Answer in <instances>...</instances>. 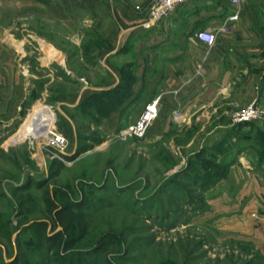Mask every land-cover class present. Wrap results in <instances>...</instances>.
Wrapping results in <instances>:
<instances>
[{"label": "rangeland", "instance_id": "374dc122", "mask_svg": "<svg viewBox=\"0 0 264 264\" xmlns=\"http://www.w3.org/2000/svg\"><path fill=\"white\" fill-rule=\"evenodd\" d=\"M74 1L0 0V44L18 64L0 107V264H58L56 253L68 262L101 242L80 264H264V247L233 224L243 178L264 181V79L164 80L163 43L198 42L217 1H189L155 23L148 61L135 46L147 34L119 37L104 0ZM152 3L137 16L147 31ZM109 70L118 83L99 90ZM154 100L144 136L127 135ZM43 106L62 153L28 140L29 127H53ZM68 201L77 210L60 212ZM43 236H57L54 247H40Z\"/></svg>", "mask_w": 264, "mask_h": 264}, {"label": "crops", "instance_id": "0c3cea01", "mask_svg": "<svg viewBox=\"0 0 264 264\" xmlns=\"http://www.w3.org/2000/svg\"><path fill=\"white\" fill-rule=\"evenodd\" d=\"M216 1V11L214 10L212 16L215 21L211 22L208 28L203 29H209L215 34V43L208 51L205 52L202 43L192 40L179 41L176 44L163 43L161 56L162 61L166 63L163 68L164 80L167 83L195 82L206 71L209 80L216 83L234 82L238 80L237 76L242 77V81L245 82L260 83L264 79V0H240L239 18L235 22L228 21V17L234 12L229 1ZM74 2L67 0V5L73 6ZM104 2L111 12L117 15L119 37L124 35L127 39L134 34H147L144 35L146 38L135 43V46L137 50L147 51L145 53L147 61L150 57L153 58L155 54L150 51H154V46L158 43L149 40L153 37L150 34L156 27L153 26L147 31L140 25L143 17L141 12L146 8L149 0H104ZM76 5H79V1H76ZM122 42L112 43L114 52H103L102 63L105 67L117 59L115 52L117 48L119 49L118 46H122ZM4 49L0 44V107L4 103L7 96L5 92L9 90L11 83L10 66L18 65L14 59L4 57ZM109 72L110 75L106 79L108 84H104L99 90H107L118 83L119 74L115 70ZM14 84L16 85L17 81H14ZM169 88H174V85L172 87L169 85ZM242 186L239 200L243 198L245 203L241 210L243 221L235 220L233 224L239 225L237 229L239 228L242 234L264 247V181L262 178L248 175L243 178Z\"/></svg>", "mask_w": 264, "mask_h": 264}, {"label": "built area", "instance_id": "2783aa9c", "mask_svg": "<svg viewBox=\"0 0 264 264\" xmlns=\"http://www.w3.org/2000/svg\"><path fill=\"white\" fill-rule=\"evenodd\" d=\"M192 0H153L152 6L149 11L148 19L143 24L145 28L153 26L155 23L165 18L167 15L172 13L177 7L184 5ZM230 5L234 8V12L228 17V21L235 22L239 18V2L240 0H228ZM195 38L198 42L205 46L211 47L215 43V34L207 29L199 31L195 34ZM157 104L158 100L147 103L142 113L138 116L135 123L129 127L127 135L133 136L134 138H142L149 128L151 123L154 121L157 115ZM242 113L236 121H247L253 117L254 113L251 111ZM31 140H35L38 146H42L45 149L62 153L65 150L66 141L62 135H60L53 124L51 130L45 136L35 137Z\"/></svg>", "mask_w": 264, "mask_h": 264}, {"label": "trees", "instance_id": "16d2710c", "mask_svg": "<svg viewBox=\"0 0 264 264\" xmlns=\"http://www.w3.org/2000/svg\"><path fill=\"white\" fill-rule=\"evenodd\" d=\"M115 91V89H113V90H111V91H109L107 94L109 95H111L113 92ZM98 97H100V96H98ZM30 186L31 185H35L34 183H31V184H29ZM37 185V184H36ZM29 186V187H30ZM41 186V185H40ZM23 186L22 187H20V188H16L18 191H21V190H23ZM51 205H52V203H51ZM73 210H77V207H76V205H73V203H71V201H68L66 204H64L62 207H61V210H60V212H67V211H69V212H73ZM82 215V214H81ZM80 215V216H81ZM66 226V225H65ZM41 228L43 227V226H40ZM61 235V234H60ZM82 236V235H81ZM80 236V237H81ZM57 237V236H56ZM56 237L54 236V238H49L48 236H46V237H44L43 236V238H40V240H39V242H38V245L40 244V247L41 246H43V243H46V246L48 247V248H51V246L52 247H54V245H55V243H56V241H55V239H56ZM55 242V243H54ZM49 244V245H48ZM103 242H101V243H99L98 244V246H96V247H98V249L97 250H92V251H90V252H88V253H81V252H72L71 254H70V256H72V259H70L68 262H63V261H61V259L62 258H60V256H58V254L56 253L55 254V256L58 258L57 259V263L58 264H80L81 262V258L83 257V256H87V257H91V256H94L95 255V253H98V252H101V250H102V246H103ZM45 246V245H44ZM46 247V248H47ZM47 248V249H48ZM60 258V259H59ZM83 263H85V264H87L86 262H83ZM99 263H102L101 261L99 262ZM103 263H105V264H109L108 263V261H104ZM91 264V263H90ZM94 264H96L95 262H94ZM164 264H167V263H164ZM169 264H174L173 262L172 263H169Z\"/></svg>", "mask_w": 264, "mask_h": 264}, {"label": "bare ground", "instance_id": "6f19581e", "mask_svg": "<svg viewBox=\"0 0 264 264\" xmlns=\"http://www.w3.org/2000/svg\"><path fill=\"white\" fill-rule=\"evenodd\" d=\"M43 107L46 108L47 110H49V112L53 114V124H54V113L49 108H47L45 106H43ZM29 129L31 130V136H30L31 138H28V140L35 138V137L37 138L39 136H45L48 133V131L52 129V127L44 125L42 127L36 128L35 131H34V129H32L30 127H29Z\"/></svg>", "mask_w": 264, "mask_h": 264}]
</instances>
